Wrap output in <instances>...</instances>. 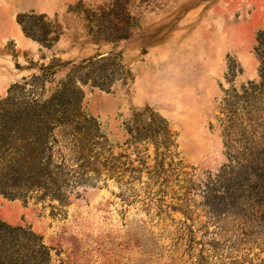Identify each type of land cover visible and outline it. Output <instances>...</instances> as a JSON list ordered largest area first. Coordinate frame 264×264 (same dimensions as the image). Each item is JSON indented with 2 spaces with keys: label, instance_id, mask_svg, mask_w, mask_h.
<instances>
[{
  "label": "rangeland",
  "instance_id": "374dc122",
  "mask_svg": "<svg viewBox=\"0 0 264 264\" xmlns=\"http://www.w3.org/2000/svg\"><path fill=\"white\" fill-rule=\"evenodd\" d=\"M262 35L264 0H0V264H264ZM68 80L95 147L65 143L62 202L3 197L2 109Z\"/></svg>",
  "mask_w": 264,
  "mask_h": 264
},
{
  "label": "trees",
  "instance_id": "16d2710c",
  "mask_svg": "<svg viewBox=\"0 0 264 264\" xmlns=\"http://www.w3.org/2000/svg\"><path fill=\"white\" fill-rule=\"evenodd\" d=\"M20 18L22 17H18V23L22 25ZM43 18V16L39 17L40 20ZM22 31L32 39L44 42V39L35 35L36 33H32V31L30 34L27 33L23 25ZM260 42H262L260 46L264 48L263 35L260 37ZM109 56L110 54L98 59L95 57L84 63L90 65L92 62L107 59ZM84 65L87 64H83V67ZM262 66L264 67V61ZM39 73L38 77L31 78L32 81L40 82L46 76L56 73V68L52 65L40 67ZM80 84L84 85L85 81L80 80ZM92 86L104 88V85L99 83H93ZM242 92L246 97L240 96V100L244 99L252 107L253 112L257 113L261 108H264V74L262 73L260 76L258 84H250L249 88L242 87ZM82 97V91L71 80H68L60 83V87L55 89L44 101H41L39 97L31 102H23V106L20 108L6 109L5 113L2 109L3 197L27 199L36 193L38 200L48 198L51 201L62 202L63 197L60 194L56 172L67 161L66 156L63 155V151L66 149L65 143L72 147L80 143L84 147L82 149L86 151L96 145L93 143L94 136L92 130L90 131L88 120L80 113ZM8 104L9 99L2 101L3 107ZM4 121L5 123H3ZM246 121L257 124L255 117ZM10 125L11 127L6 128ZM258 126L262 125L258 123ZM53 154L58 160V163L53 166L55 173L50 171ZM102 157L101 166L109 175L125 171L123 169L125 165L120 162L118 157L104 156L103 154ZM88 159V156L82 157L81 160L84 164L78 166L81 171L87 168ZM5 190H11L10 192L14 193H7ZM18 191L24 192L23 195H14Z\"/></svg>",
  "mask_w": 264,
  "mask_h": 264
},
{
  "label": "water",
  "instance_id": "95a60500",
  "mask_svg": "<svg viewBox=\"0 0 264 264\" xmlns=\"http://www.w3.org/2000/svg\"><path fill=\"white\" fill-rule=\"evenodd\" d=\"M106 55H109V53H107V54H102V55H99V56H97V57H96V59H98V58H102V57H104V56H106Z\"/></svg>",
  "mask_w": 264,
  "mask_h": 264
}]
</instances>
